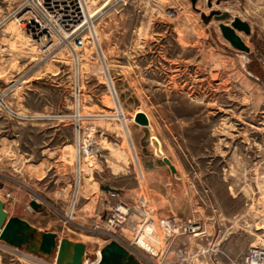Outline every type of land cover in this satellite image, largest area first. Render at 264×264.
I'll return each mask as SVG.
<instances>
[{
    "label": "rangeland",
    "instance_id": "obj_1",
    "mask_svg": "<svg viewBox=\"0 0 264 264\" xmlns=\"http://www.w3.org/2000/svg\"><path fill=\"white\" fill-rule=\"evenodd\" d=\"M19 1L0 0L8 215L85 243L88 262L111 240L100 226L108 185L138 207L143 226L155 223V252L132 245L143 264H246L252 250L264 254V0H84L95 34L86 27L82 48L51 51L5 19ZM235 16L250 25L236 30L248 51L220 31ZM138 109L150 126L131 120ZM167 217L197 228L167 236ZM0 264L58 263L0 240Z\"/></svg>",
    "mask_w": 264,
    "mask_h": 264
},
{
    "label": "built area",
    "instance_id": "obj_2",
    "mask_svg": "<svg viewBox=\"0 0 264 264\" xmlns=\"http://www.w3.org/2000/svg\"><path fill=\"white\" fill-rule=\"evenodd\" d=\"M84 0H20L12 8L7 18H14L23 25L30 39L41 45L45 51H51V46L80 49L85 44L83 35L87 25ZM112 200L100 226L105 229L110 239L119 241L129 250H135L132 245L145 251L146 241L139 243L140 233L145 225L140 222L139 209L124 202L114 189L106 191ZM138 214V215H137ZM159 224L167 236H174L189 229L197 228L195 221L188 220L186 224L173 218H161ZM132 235V236H131ZM136 255V254H135ZM246 264H264V254L259 250H252Z\"/></svg>",
    "mask_w": 264,
    "mask_h": 264
},
{
    "label": "water",
    "instance_id": "obj_3",
    "mask_svg": "<svg viewBox=\"0 0 264 264\" xmlns=\"http://www.w3.org/2000/svg\"><path fill=\"white\" fill-rule=\"evenodd\" d=\"M197 0H191L192 5H195ZM208 4L211 0H207ZM211 14L219 20H223L228 16L227 11L213 10ZM205 17V16H204ZM220 31L229 43L243 51H248L249 48L237 34L236 30H242L245 33L250 32V25L245 21L235 16L230 24L223 21L219 22ZM135 120L140 124H147L148 119L143 112L135 114ZM153 145L159 147L157 140L151 138ZM156 152L160 154L159 149ZM172 171L175 170L170 160L162 157ZM104 189H111L110 186L104 185ZM30 204L37 208L39 203L32 200ZM0 240L16 248H24L43 258L53 257L58 264H86L87 246L80 241H73L66 237H58L53 231H43L31 224L26 219L19 216H9L4 208V201L0 198ZM94 264H141L140 260L129 251L124 245L112 239L108 241L100 249V257Z\"/></svg>",
    "mask_w": 264,
    "mask_h": 264
},
{
    "label": "bare ground",
    "instance_id": "obj_4",
    "mask_svg": "<svg viewBox=\"0 0 264 264\" xmlns=\"http://www.w3.org/2000/svg\"><path fill=\"white\" fill-rule=\"evenodd\" d=\"M109 2L108 1H106L105 3H104V5H102L101 6V8L99 9V12H102L103 10H106V8L108 7L109 8V4H108ZM93 15H90V16H87V25H86V27L87 28H89V30H90V33H91V35H92V37H93V34H95V28L93 27L92 28V26H91V23H93ZM9 30V29H8ZM12 31V30H11ZM13 32V31H12ZM238 34V33H237ZM239 35V34H238ZM96 36V35H95ZM93 40H94V38H93ZM73 55H75V52H73ZM78 58V57H77ZM0 102H2V100H1V97H0ZM137 112H143L145 115H146V117H147V119H148V123L147 124H145V125H147V126H150V118H149V115H148V113H146L145 111H143V110H141V109H138V110H136L132 115H131V120H135V114L137 113ZM78 116H81L80 114L78 115ZM136 121V120H135ZM137 122V121H136ZM138 123V122H137ZM143 125V124H142ZM153 137H155L153 134H152V136H151V138H153ZM155 139H156V137H155ZM157 142H158V144H160L159 143V141H158V139H157ZM153 147L155 148V153L158 155V156H160V157H163V156H166L165 155V153L163 152V150L161 149V147L159 146V147H155V145H153ZM156 149H159V151H160V154H158L157 152H156ZM85 150H87V149H85ZM81 151V150H80ZM87 153H88V151H86ZM90 152V151H89ZM81 153V152H80ZM92 153V152H91ZM82 154H83V152H82ZM90 154V153H89ZM80 155V154H79ZM79 157V156H78ZM80 158V157H79ZM78 167V166H77ZM78 171H79V169H77ZM81 174V173H80ZM77 175H79V174H77ZM112 189V188H111ZM76 193V192H75ZM78 195V194H77ZM144 200V199H143ZM74 201V200H73ZM70 213H68V216H69V218H71V215H69ZM154 221L153 220H149L148 222H147V224L145 225V228H144V230L143 231H141V235H140V240H142V241H140L139 243H144L145 241L148 243V244H146L147 246H146V248H150V250L151 251H153V252H155L156 250H157V246H158V244H159V238H158V233L157 232H155V226H154ZM132 236V235H131ZM117 241V240H116ZM117 242H119V241H117ZM120 243V242H119ZM121 244V243H120ZM127 248V247H126ZM128 249V248H127ZM129 250V249H128ZM129 251H131V250H129ZM133 254H134V252L133 251H131ZM153 252H151V253H153ZM135 255V254H134ZM136 256V255H135ZM99 257H100V250H98L97 251V253H96V256H95V258L93 259V260H90V261H88L86 264H94V263H96L97 261H98V259H99ZM137 257V256H136ZM138 258V257H137ZM139 259V258H138ZM140 260V259H139ZM140 262H141V264H143L142 263V261L140 260Z\"/></svg>",
    "mask_w": 264,
    "mask_h": 264
},
{
    "label": "crops",
    "instance_id": "obj_5",
    "mask_svg": "<svg viewBox=\"0 0 264 264\" xmlns=\"http://www.w3.org/2000/svg\"><path fill=\"white\" fill-rule=\"evenodd\" d=\"M53 232H55V231H53Z\"/></svg>",
    "mask_w": 264,
    "mask_h": 264
}]
</instances>
